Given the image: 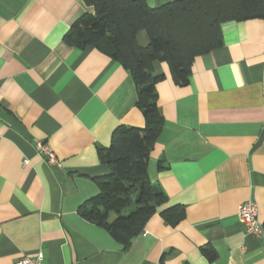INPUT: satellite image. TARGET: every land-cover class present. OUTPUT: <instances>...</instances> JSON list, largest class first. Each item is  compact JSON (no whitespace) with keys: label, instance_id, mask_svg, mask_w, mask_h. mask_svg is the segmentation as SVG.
I'll use <instances>...</instances> for the list:
<instances>
[{"label":"crops","instance_id":"obj_1","mask_svg":"<svg viewBox=\"0 0 264 264\" xmlns=\"http://www.w3.org/2000/svg\"><path fill=\"white\" fill-rule=\"evenodd\" d=\"M91 12L82 0H0V264L37 253L41 264H264V235L237 215L253 200L264 231V18L223 23L222 45L194 58L183 86L154 63L163 125L147 175L167 203L123 248L79 212L109 173L99 151L113 130L144 125L129 70L63 41ZM176 204L171 225L160 211Z\"/></svg>","mask_w":264,"mask_h":264},{"label":"trees","instance_id":"obj_2","mask_svg":"<svg viewBox=\"0 0 264 264\" xmlns=\"http://www.w3.org/2000/svg\"><path fill=\"white\" fill-rule=\"evenodd\" d=\"M82 1L93 12L78 17L63 41L78 49L92 46L129 70L144 125H119L113 130L109 145L99 151L109 173L95 178L99 191L79 212L127 248L157 208L167 203L147 175L149 154L163 125L157 85L165 74L153 73L154 63H166L172 81L187 84L194 58L222 45V24L263 19L264 0H171L156 7L146 0ZM140 31L146 33L145 46L138 42ZM111 214L116 215L112 220ZM160 215L174 225L184 211L176 204ZM202 251L209 260L216 257L213 248Z\"/></svg>","mask_w":264,"mask_h":264},{"label":"built area","instance_id":"obj_3","mask_svg":"<svg viewBox=\"0 0 264 264\" xmlns=\"http://www.w3.org/2000/svg\"><path fill=\"white\" fill-rule=\"evenodd\" d=\"M35 142L38 153L45 156L49 163H56V155L52 149L43 142ZM257 210V204L253 200H247L238 205L237 215L247 233L261 237L264 235V231L261 222L258 220ZM42 255V253H37L33 257L21 256L15 264H41Z\"/></svg>","mask_w":264,"mask_h":264},{"label":"rangeland","instance_id":"obj_4","mask_svg":"<svg viewBox=\"0 0 264 264\" xmlns=\"http://www.w3.org/2000/svg\"><path fill=\"white\" fill-rule=\"evenodd\" d=\"M144 33V32H143Z\"/></svg>","mask_w":264,"mask_h":264}]
</instances>
